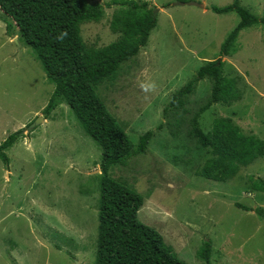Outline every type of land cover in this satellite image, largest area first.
Here are the masks:
<instances>
[{
    "label": "rangeland",
    "instance_id": "374dc122",
    "mask_svg": "<svg viewBox=\"0 0 264 264\" xmlns=\"http://www.w3.org/2000/svg\"><path fill=\"white\" fill-rule=\"evenodd\" d=\"M88 1L102 4L105 15L82 24L85 42L101 47L117 40L121 32L112 20L121 5ZM147 1L158 20L148 44L97 93L133 143L148 130L154 136L144 154L112 167L109 176L145 196L139 219L186 263L206 264L197 253L211 241V264H264V218L238 205L264 207V191L253 190L250 179L264 180V157L227 181L199 175L212 153L189 132L193 115L211 97L212 81H199L183 107L170 104L206 61H223L240 98L212 104L199 118L201 128L210 131L215 119L229 118L264 140V25L243 29L239 51L223 56L221 44L240 17L210 7L234 0ZM240 2L264 16V0ZM10 21L0 8V145L23 131L6 151L10 163L0 158V264H97L102 151L67 103L45 118L54 84L18 39V27L7 33Z\"/></svg>",
    "mask_w": 264,
    "mask_h": 264
},
{
    "label": "trees",
    "instance_id": "16d2710c",
    "mask_svg": "<svg viewBox=\"0 0 264 264\" xmlns=\"http://www.w3.org/2000/svg\"><path fill=\"white\" fill-rule=\"evenodd\" d=\"M121 6L115 12L112 28L121 36L108 45H88L82 35V24L100 21L105 9L100 3L88 0H0V8L9 15L7 33L16 25L18 39L29 46L40 61L48 79L54 84L50 101L44 109L47 119L51 111L62 103L72 109L78 123L100 147L101 154V207L97 264H188L166 243L164 236L154 227L142 222L138 212L145 196L109 176L112 167L126 165L133 156L144 154L154 136L153 130L144 132L137 144L133 143L124 127L108 110L97 93L106 81L118 76L122 65L136 57L148 44L157 26V9L147 0H113ZM217 14L236 12L240 21L221 44L220 54L231 56L239 51L240 32L249 27L264 25L260 17L244 7L240 0L226 6L212 5ZM223 61H206L197 75L177 90L171 100L173 107H183L194 93L199 81H212V94L192 118L189 136L209 150L199 175L216 181L232 179L242 167L264 157V140L245 134L229 118H217L212 129L201 128L199 118L216 102L231 103L240 98L234 78L223 73ZM18 130L0 145V158L10 163L6 151L22 134ZM251 188L264 191V180L250 176ZM254 210L264 218V207L238 204ZM211 241H205L198 257L211 264Z\"/></svg>",
    "mask_w": 264,
    "mask_h": 264
},
{
    "label": "water",
    "instance_id": "95a60500",
    "mask_svg": "<svg viewBox=\"0 0 264 264\" xmlns=\"http://www.w3.org/2000/svg\"><path fill=\"white\" fill-rule=\"evenodd\" d=\"M185 3H186V2H184V1L179 2V4H185ZM188 3H190L191 5L199 6V7H201V8H205V7H206V5H205L204 3H199V2H195V1L188 2ZM41 119H43V118H41ZM34 126H35V124H30L29 130H30L31 128H33Z\"/></svg>",
    "mask_w": 264,
    "mask_h": 264
},
{
    "label": "crops",
    "instance_id": "0c3cea01",
    "mask_svg": "<svg viewBox=\"0 0 264 264\" xmlns=\"http://www.w3.org/2000/svg\"><path fill=\"white\" fill-rule=\"evenodd\" d=\"M211 253H212V251H211Z\"/></svg>",
    "mask_w": 264,
    "mask_h": 264
}]
</instances>
